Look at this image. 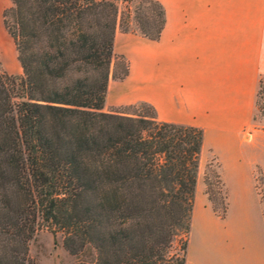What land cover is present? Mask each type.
<instances>
[{"label": "trees", "instance_id": "obj_1", "mask_svg": "<svg viewBox=\"0 0 264 264\" xmlns=\"http://www.w3.org/2000/svg\"><path fill=\"white\" fill-rule=\"evenodd\" d=\"M8 1L2 25L21 75L0 70V264H35L39 226L72 256L92 251L75 264H185L202 130L160 122L142 102L102 111L108 79L128 70L115 30L158 40L162 5ZM260 119L264 77L252 124ZM177 238L179 256L169 251Z\"/></svg>", "mask_w": 264, "mask_h": 264}, {"label": "crops", "instance_id": "obj_2", "mask_svg": "<svg viewBox=\"0 0 264 264\" xmlns=\"http://www.w3.org/2000/svg\"><path fill=\"white\" fill-rule=\"evenodd\" d=\"M156 1L158 40L115 30L112 49L128 70L108 79L104 102L108 94L117 106L146 103L160 122L201 129L200 154L206 148L230 165L253 193L249 130L264 77V0Z\"/></svg>", "mask_w": 264, "mask_h": 264}, {"label": "rangeland", "instance_id": "obj_3", "mask_svg": "<svg viewBox=\"0 0 264 264\" xmlns=\"http://www.w3.org/2000/svg\"><path fill=\"white\" fill-rule=\"evenodd\" d=\"M116 3L122 9V0H116ZM8 6V0H0V70L7 76L17 78L21 70L1 18L2 10ZM113 53L121 55L116 48ZM114 63L115 60L110 64V71L118 73L120 68L114 69ZM109 79L110 83L118 80ZM126 106L112 104L107 94L102 111L130 112ZM135 110L139 111V107ZM261 128L264 129V121L260 119L249 130L254 141L251 149H248L253 151L255 157L251 169L254 194L234 174L230 165L222 166L220 160L207 152L206 148L201 152L185 247V264H264V130ZM61 241L59 233L52 235L49 230L39 226L28 242V254L35 264H75L91 259L90 249L72 256L63 249ZM182 241L177 238L172 242L170 254L180 255Z\"/></svg>", "mask_w": 264, "mask_h": 264}]
</instances>
